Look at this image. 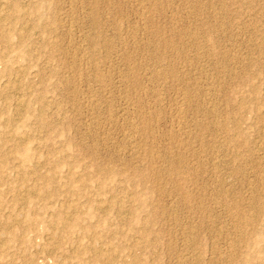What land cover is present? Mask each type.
<instances>
[{
    "label": "rangeland",
    "instance_id": "rangeland-1",
    "mask_svg": "<svg viewBox=\"0 0 264 264\" xmlns=\"http://www.w3.org/2000/svg\"><path fill=\"white\" fill-rule=\"evenodd\" d=\"M0 264H264V0H0Z\"/></svg>",
    "mask_w": 264,
    "mask_h": 264
},
{
    "label": "bare ground",
    "instance_id": "bare-ground-1",
    "mask_svg": "<svg viewBox=\"0 0 264 264\" xmlns=\"http://www.w3.org/2000/svg\"><path fill=\"white\" fill-rule=\"evenodd\" d=\"M22 101H23V100H18L17 102H18V104L21 105V104H22ZM22 157L26 158V157H27V152H26V153H23V154H22ZM70 209H71V208H70ZM68 212H69V211H68ZM102 254H103V252H102Z\"/></svg>",
    "mask_w": 264,
    "mask_h": 264
}]
</instances>
